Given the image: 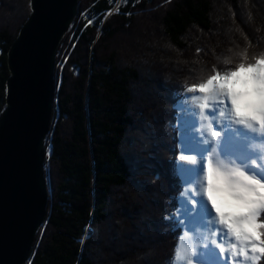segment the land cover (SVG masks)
<instances>
[{
	"label": "trees",
	"instance_id": "16d2710c",
	"mask_svg": "<svg viewBox=\"0 0 264 264\" xmlns=\"http://www.w3.org/2000/svg\"><path fill=\"white\" fill-rule=\"evenodd\" d=\"M216 12L218 24L232 21L227 33ZM30 13L31 0H0V113L8 51ZM240 35L246 40L237 49ZM263 37L264 0H80L59 47L69 56L56 67L58 103L46 140L49 204L25 264H174L183 192L176 104L184 93L172 98L169 89L200 57L190 58L193 51L236 39L238 60L209 76L223 75L264 58ZM163 45L188 54L160 56ZM149 112L155 116L147 126ZM156 122L170 138L164 160L157 159ZM147 252L153 254L143 262Z\"/></svg>",
	"mask_w": 264,
	"mask_h": 264
},
{
	"label": "water",
	"instance_id": "95a60500",
	"mask_svg": "<svg viewBox=\"0 0 264 264\" xmlns=\"http://www.w3.org/2000/svg\"><path fill=\"white\" fill-rule=\"evenodd\" d=\"M80 0H31L8 51L6 106L0 113V264H25L49 204L45 142L61 41ZM21 78L23 88H21Z\"/></svg>",
	"mask_w": 264,
	"mask_h": 264
},
{
	"label": "rangeland",
	"instance_id": "374dc122",
	"mask_svg": "<svg viewBox=\"0 0 264 264\" xmlns=\"http://www.w3.org/2000/svg\"><path fill=\"white\" fill-rule=\"evenodd\" d=\"M221 12H216L217 26L219 27L218 28L219 30L221 29L224 33H227V31H228L227 25L229 24L232 26V24H231L232 21H229L226 24H223V22H222V24H220V23L218 24V20L220 19ZM69 30H70V27H69L68 31ZM68 31L66 32V34L68 33ZM204 34L207 35L206 32H204ZM222 35H224V34H222ZM240 36H242V37L238 38V42H241V43L237 46L238 47L237 49H239V48L241 49L242 47L244 48V44L242 42H244L246 40L243 37V35H240ZM234 40L237 41L236 39H234ZM234 40L230 41L231 43L228 42L227 46H221L220 48L211 49V51H209L207 53H206V51L204 53H201V52L199 53V52L193 51V53H191L192 55H190V58H192V57L194 58L196 56H200V57H198V59L195 58L196 60H191L192 62L189 64V68H183V69L179 70V72H181L184 76L175 77V80L173 82H175L177 84H176V86H174V89H173V87L169 89L170 94H168L167 96L172 97L171 95L175 96L176 94L177 95L180 94L181 93L180 89L183 88L182 90L184 93V97H183V99L180 100V102H179V100H177L176 107H177V113L180 114L179 115V124H180V129H181L180 135H181V140H182L181 144L183 146L184 154L188 155L193 150V147H195V146L199 147V145L203 141L206 143L202 146V148H203L201 151L202 154L199 156V159H198L199 163L198 164L191 165V164L184 162V161H181L178 163L179 171L181 172L180 177L184 182H186L185 181L186 176L184 175L183 172L186 171V167L189 166L191 170H194L195 168H197L198 169L197 172H199V170H201V168H202L201 165L206 160V156L208 155V153H211L213 156V153L211 151L216 150L218 148L222 149L224 151L223 154L231 152L229 154V156H231V155H233V156L229 160H233L234 157L237 156L238 161L236 163L244 165L246 171L255 173L259 178L264 180V154L262 155L261 151L256 150V148H254L255 152H253L252 147L247 146L248 142L250 140L249 138H252L251 143L254 146H256V144H257L256 141H259L260 139H264V138L258 136L256 133L252 132L249 129H245L242 126L235 125L231 122L230 116L226 115V113L230 112L231 101L229 102V104H221V105H219V107H215L214 105H211L209 107V109L202 115L200 110H199L200 95L198 93H189L187 91V89L189 87H185V86H187L188 83L197 84L201 81H205L207 79V76H209L211 74V72L214 70V68L220 67L221 69H226L229 67V64H231V63L233 64L236 60H238V56L240 55L241 52H238L240 50H234L233 49L236 45V43H234L235 42ZM262 42L263 43L261 45L264 44V37L262 39ZM183 54L187 55L188 50H185V51L180 50V49L174 50L168 46H164L162 51H159L158 55H160V56L165 55V56H169V57L174 56V57L180 58V57L184 56ZM57 56H60L62 58L60 61H58V59H56V67H58V66L63 67L67 62V59L69 56L68 52L62 53V52H59V49H58ZM155 63H157V62H155ZM150 71L152 72V70H150ZM147 78H151V77L148 75ZM153 80H154V78L151 79L150 82ZM57 84L58 83L56 81V71H55V96H54V102H53L52 115H53V110L57 106L56 103H58V86H57ZM178 86L180 88H177ZM155 87H157V85ZM184 88H186V89H184ZM236 90H238V89H236ZM165 103L166 102H163V103H161L160 106L158 105L156 112H158V111L160 112V110L162 109L161 106L166 105ZM221 112H224L225 115H223V116L220 115ZM144 116H145V113H144ZM153 116H155L154 113H151V114H150V112H149V114L147 113L146 120H144V122L146 123L147 126L151 125L150 123L152 120H150V119L151 118L153 119ZM212 116H214V117H212ZM52 118H53V116H52ZM51 122H52V119L50 121V125H51ZM199 124L201 126H199ZM210 124L212 127V131H215L216 126H217L216 131L220 132L219 137L212 139V136L209 133V125ZM157 126H158L157 130L158 129H159V131L161 130L162 133L158 136L155 143L157 145L156 147H158V151L161 153V156L163 157L162 158L159 156V158L157 157V159L164 160V157H165V159H167L166 158V156H167L166 150L169 151L168 147L170 145V142H169L170 138H169V135L167 134V130H166V132H164L165 126H162L160 123L159 124L157 123ZM148 128H149V130H152L154 128V126L152 128H150V127H148ZM218 128H221V129H218ZM223 131H225L226 135L222 134ZM225 139H229V142H225L224 141ZM229 143H230V145L227 146ZM223 144H225L227 147H222ZM45 146H46V142H45ZM216 151L214 152V156L216 154ZM259 152H260V154H259ZM255 153H257V154H255ZM254 155H255V157H254ZM222 156H224V155H222ZM253 159H255L257 162L256 166H252L250 163V161ZM160 183H161V180L158 182V185ZM167 187L168 186L166 185L164 190H166ZM134 192H136V191H134ZM200 195H201V191H200L198 180H196L195 185H189L188 186L187 184H185L184 193L180 197L181 198V207L178 206V208H177L178 209V216L181 218L182 222L184 221V223H185L187 221H189V222L192 221L191 218L194 216L193 214L197 211V205H196L195 209H193V206L191 205L190 200H192V199L200 200V198H201ZM199 196H200V198H199ZM201 200L203 201V202L200 201L201 203H205L204 199L201 198ZM198 202L199 201H197V203ZM198 213H199V211H198ZM212 215L214 216L215 214L212 212ZM210 219L211 220L206 219V221H205V224H204V234H205L204 239L205 240L201 245H204V247L210 246L212 249L213 246L211 245V243H207L206 238H208V236H210L211 234L214 233V227L217 223H215V219L214 220L212 218H210ZM155 226H157V225L155 224ZM222 232L224 234H226L225 229L222 230ZM157 234L159 235V231L157 232ZM225 240H226V244L228 245L229 238L227 237V235H226ZM182 241H183V237H182ZM163 242H166V241L163 240ZM150 244H152V243H150ZM156 245H158V244L156 243ZM201 245H199V244L193 245L192 244V245L188 246L186 250H184V252H185L184 253V252H181V247L183 246V244L181 243V247L179 249V256L176 257L174 264H187L188 259H193V261H195L196 263H198L199 261L201 262L200 257L197 256L198 254L200 256H208L212 252V250H211L210 254L203 255L202 252L199 250ZM205 245H207V246H205ZM158 250H161V248L159 247ZM146 254L147 255L141 256V260L143 262L149 260V258L151 257V254H153V253L147 252ZM214 254L216 255V257L214 255L213 259H211L209 261L204 260L201 262V264H214V263L219 264V263H221V261L226 259V257H220V261H219V258L217 256V252H215ZM194 257H195V260H194ZM228 264H245V262L241 258H235L234 257L233 260L228 261ZM248 264H251V262H248Z\"/></svg>",
	"mask_w": 264,
	"mask_h": 264
},
{
	"label": "clouds",
	"instance_id": "9594fccd",
	"mask_svg": "<svg viewBox=\"0 0 264 264\" xmlns=\"http://www.w3.org/2000/svg\"><path fill=\"white\" fill-rule=\"evenodd\" d=\"M240 68L227 79H218L214 87L226 91L232 98L231 122L242 126L264 138V59ZM241 84L243 90H236ZM264 151V139L256 141ZM207 164L202 167V198L210 205L218 222L225 225L241 244L250 245L253 254H264V222L259 211L264 210V180L245 166L233 160L206 156ZM256 166V160L250 161ZM244 249L241 248V254ZM255 260H259L254 255Z\"/></svg>",
	"mask_w": 264,
	"mask_h": 264
},
{
	"label": "snow or ice",
	"instance_id": "6c2138e0",
	"mask_svg": "<svg viewBox=\"0 0 264 264\" xmlns=\"http://www.w3.org/2000/svg\"><path fill=\"white\" fill-rule=\"evenodd\" d=\"M91 23V21H89ZM264 59V58H261ZM259 60V59H258ZM253 66L249 64H239L236 68H234L231 71H228L226 74H220L217 72L215 75L209 76L204 82L199 83L197 85L190 86L187 91L189 93H198L200 95V101H199V110L201 114L203 115L211 105H215V107H219L221 104H229V102H232V98L227 94L226 91H221L214 87L215 82L218 79H227L229 76L233 74V72L238 71L240 68ZM21 88H23V80L21 78ZM10 90V86H6L5 91L8 92ZM220 115H225L224 112H221ZM209 132L213 138H217L220 136V133L217 131H212L211 124L209 125ZM179 135V134H178ZM182 144L177 143L176 149L179 150V154L175 156V160L177 163L184 161L191 165H196L199 163L195 155H186L184 154V151L181 150ZM207 161L205 160L203 162L202 167L206 166ZM199 179V187L200 191H202L203 183H202V176L200 175ZM195 187V186H194ZM199 194V193H198ZM198 199H192L190 200L191 205L193 206V209H195L197 205ZM259 211V219L261 222H264V219H262V216H264V210H258ZM215 223H217L220 228L226 229V235L229 238V243L227 246H225L223 243H219L218 239L224 235L223 233L217 234L213 233L212 235L216 238H213L211 240V245L216 250L218 254V258L220 257H226L223 261H221V264H228V261L233 260V258H241L245 262V264H248V262H251V264H256L258 260L254 259V255L258 256L259 259L261 256H264V254H253L250 251V245L248 244H241L239 240L236 239L234 235L228 230V228L220 224L215 217ZM262 240H264V236L261 237ZM207 246V245H205ZM243 247L244 252L241 254V248ZM177 256H179V251H177ZM187 264H193V259H188Z\"/></svg>",
	"mask_w": 264,
	"mask_h": 264
},
{
	"label": "bare ground",
	"instance_id": "6f19581e",
	"mask_svg": "<svg viewBox=\"0 0 264 264\" xmlns=\"http://www.w3.org/2000/svg\"><path fill=\"white\" fill-rule=\"evenodd\" d=\"M235 89H238V90H243V86L241 84H236L235 85ZM215 106V105H214ZM217 109V108H216ZM219 119V118H218ZM218 129H221V128H218ZM197 132V131H196ZM219 132V131H217ZM220 133V132H219ZM222 134H225V131L222 132ZM226 135V134H225ZM213 139V137H212ZM249 142H248V147H252V151L255 152V149L256 150H259V145L256 144V146L252 145L251 141H252V138H249ZM261 140V139H260ZM195 141V140H194ZM225 142H229V139H225L224 140ZM206 144L204 141L199 145V147H193V150L188 154V155H195L197 160L199 159V156L202 154V146ZM230 143L227 145L229 146ZM225 144H223L222 147H227ZM254 149V150H253ZM216 154H215V157L216 158H224V159H230L232 158L233 155L229 156V154L231 152H228V153H225L223 154V150L222 149H216ZM242 151V150H241ZM261 151V150H259ZM252 152V153H253ZM246 153V152H245ZM248 153V152H247ZM258 153V152H257ZM255 153V154H257ZM260 154V152H259ZM261 154L263 155L264 154V151H261ZM224 155V156H222ZM255 157V155H254ZM237 160V156L234 157L233 161H236ZM197 168H195L194 170H191L190 167H186V171L183 172L184 175L186 176V184L189 186V185H195V182L196 180L199 181V177L201 175V172H202V168L201 170H199V172H197ZM187 172V173H186ZM201 196V195H200ZM202 198V196H201ZM203 199V198H202ZM210 218H212L213 220L215 219V215L213 216L212 215V211H211V208H210V205L207 204V202L205 201V204L204 206H202L200 209H199V213H197L194 218L192 219L191 222H189L188 224V228L186 230V232L183 234V241L181 242L183 244V246L181 247V252H184V250L187 249L188 246L190 245H196V244H199L201 245L203 242H204V224H205V221L206 219L207 220H211ZM215 233L217 234H220V233H223L222 228H220L219 225L216 224L215 226ZM226 230V229H225ZM224 234V233H223ZM213 238H216L214 236H211V240ZM226 238V234L222 235L219 239H218V242L219 243H223L222 240L224 241V239ZM211 243V241L209 242ZM199 250L202 252L203 255H208L210 254V251L211 250H214V248L211 249L210 246H207V247H204V245H201V247L199 248ZM185 253V252H184Z\"/></svg>",
	"mask_w": 264,
	"mask_h": 264
}]
</instances>
